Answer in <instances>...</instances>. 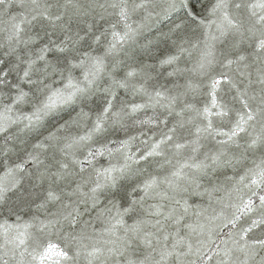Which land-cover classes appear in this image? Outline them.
I'll use <instances>...</instances> for the list:
<instances>
[{
  "label": "snow or ice",
  "instance_id": "6c2138e0",
  "mask_svg": "<svg viewBox=\"0 0 264 264\" xmlns=\"http://www.w3.org/2000/svg\"><path fill=\"white\" fill-rule=\"evenodd\" d=\"M0 264H264V0H0Z\"/></svg>",
  "mask_w": 264,
  "mask_h": 264
}]
</instances>
